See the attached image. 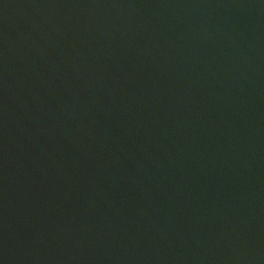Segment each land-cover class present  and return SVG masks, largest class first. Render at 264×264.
<instances>
[{
    "label": "water",
    "instance_id": "obj_1",
    "mask_svg": "<svg viewBox=\"0 0 264 264\" xmlns=\"http://www.w3.org/2000/svg\"><path fill=\"white\" fill-rule=\"evenodd\" d=\"M0 264H264V0H0Z\"/></svg>",
    "mask_w": 264,
    "mask_h": 264
}]
</instances>
